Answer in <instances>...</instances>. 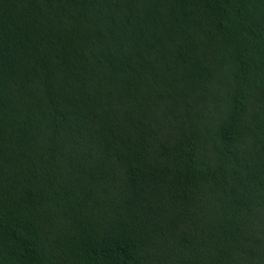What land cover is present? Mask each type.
<instances>
[{
    "label": "trees",
    "instance_id": "trees-1",
    "mask_svg": "<svg viewBox=\"0 0 264 264\" xmlns=\"http://www.w3.org/2000/svg\"><path fill=\"white\" fill-rule=\"evenodd\" d=\"M0 264H264V0H0Z\"/></svg>",
    "mask_w": 264,
    "mask_h": 264
}]
</instances>
